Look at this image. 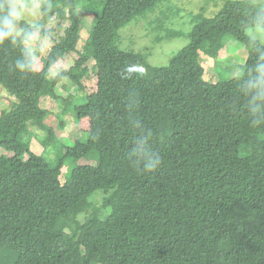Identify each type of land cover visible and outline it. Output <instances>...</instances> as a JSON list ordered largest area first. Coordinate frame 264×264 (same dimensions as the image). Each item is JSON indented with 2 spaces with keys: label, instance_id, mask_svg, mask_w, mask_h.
I'll return each instance as SVG.
<instances>
[{
  "label": "trees",
  "instance_id": "obj_1",
  "mask_svg": "<svg viewBox=\"0 0 264 264\" xmlns=\"http://www.w3.org/2000/svg\"><path fill=\"white\" fill-rule=\"evenodd\" d=\"M164 1L87 0L94 18L78 51L80 0H45L41 21L18 22L19 35L0 43V87L13 98L0 114V148L12 153L0 155V264H264V101L252 103L247 88L264 56L247 31L264 30V0L227 2L214 18L194 15L186 45L152 66L120 48V33ZM53 16L69 25L34 59L25 43L47 35L43 24ZM226 38L245 46L242 72L205 81L200 55L217 59ZM29 61L32 70L17 68ZM89 61L94 82L86 88ZM66 78L84 92L68 107L87 136L70 148L40 106L43 98L65 102L56 87ZM35 127L45 148L64 153L52 162L33 154ZM81 159L96 163L69 168L62 184L64 165Z\"/></svg>",
  "mask_w": 264,
  "mask_h": 264
},
{
  "label": "rangeland",
  "instance_id": "obj_2",
  "mask_svg": "<svg viewBox=\"0 0 264 264\" xmlns=\"http://www.w3.org/2000/svg\"><path fill=\"white\" fill-rule=\"evenodd\" d=\"M45 0H23L26 6V14L19 22L27 24H36L42 20V4ZM91 5H103L105 0H89ZM227 2H247L256 6H260L263 0H167L159 3L156 8L142 17L136 19L131 25L126 26L120 33V48L130 50L141 54L146 61L152 66H165L170 59L181 50L188 42V34L191 30V19L194 15L204 11L206 18H214ZM87 0H80L77 3L76 12L81 20V40L77 46L80 51L89 35L93 23V14L83 9ZM68 21H63L53 16L49 21L43 24L47 35L34 34L30 37L25 46L30 49L35 59V52L38 51L42 56H46L52 47L54 40L63 34V30L68 27ZM19 32V26L17 24ZM247 34L254 40L264 45V30L254 28L247 31ZM223 49L219 53L217 59H212L201 54L199 63L204 69L203 79L208 81L212 79L213 83L220 79H232L242 72V67L247 59V51L245 46L234 40L226 38L223 42ZM67 68L74 66L78 55L76 53L65 57ZM94 62L89 61L85 67L89 71V76L83 80L86 88H90L94 82L91 68ZM59 72L58 69H52L51 75L54 76ZM57 95L65 99V102L54 101L50 98L41 99L40 106L49 112L46 124L55 132L58 142L64 147H73L75 142H85L87 136L78 130L74 120L72 110L69 104L81 101L84 92L73 84L69 79H63L56 87ZM13 98L0 87V114L8 112L12 109ZM67 103V104H66ZM65 110L62 120L59 119L62 111ZM62 123V128H60ZM35 132L30 138V150L33 154L43 155L51 162L54 161L57 151L64 153L61 145L48 146L45 148L41 141L44 139L42 131L36 127ZM51 148V150L49 149ZM0 155L12 156L0 148ZM28 158L27 155L24 157ZM96 163L92 159H81L79 162H69L64 165L59 177L63 184L66 173L69 168L82 165H94ZM100 195L97 194L92 198L94 204L98 206ZM88 214L87 216H90ZM83 220V216L80 217Z\"/></svg>",
  "mask_w": 264,
  "mask_h": 264
},
{
  "label": "clouds",
  "instance_id": "obj_3",
  "mask_svg": "<svg viewBox=\"0 0 264 264\" xmlns=\"http://www.w3.org/2000/svg\"><path fill=\"white\" fill-rule=\"evenodd\" d=\"M26 14V6L23 0H0V43L10 39L15 35H19L17 24L23 19ZM32 63L17 62V68L20 71L32 70ZM257 75L251 79L247 85L249 92H254L252 103L256 101H264V56L261 57V62L257 64L255 69ZM253 111H257L256 108ZM146 143V141H145ZM143 146L133 150V154H142ZM161 163L159 154L151 157L146 168L150 172H154L156 167Z\"/></svg>",
  "mask_w": 264,
  "mask_h": 264
}]
</instances>
